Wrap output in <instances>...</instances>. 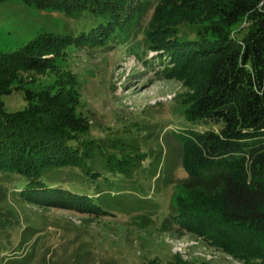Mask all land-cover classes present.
Segmentation results:
<instances>
[{"label": "trees", "instance_id": "1", "mask_svg": "<svg viewBox=\"0 0 264 264\" xmlns=\"http://www.w3.org/2000/svg\"><path fill=\"white\" fill-rule=\"evenodd\" d=\"M21 1L72 18L81 29L0 56V174L19 177V195L99 213L93 197L107 176L128 180L150 163L133 145L86 135L73 113L76 93L65 86L52 94L26 90L28 105L8 112L3 96L20 72L54 69L69 45L125 47L145 61L157 52L171 61L166 75L192 71L196 86L184 102L188 126L174 132L188 174L179 185L187 195L172 205L175 224L234 258L264 259V0ZM210 125L220 128L199 130ZM11 225L0 218V233Z\"/></svg>", "mask_w": 264, "mask_h": 264}, {"label": "rangeland", "instance_id": "2", "mask_svg": "<svg viewBox=\"0 0 264 264\" xmlns=\"http://www.w3.org/2000/svg\"><path fill=\"white\" fill-rule=\"evenodd\" d=\"M152 14L153 8L140 30ZM80 29L77 21L60 13L7 0L0 3V56L41 37ZM162 56L148 52L145 61L125 47L94 50L69 45L54 69L20 72L11 93L3 96L8 112L28 105L26 90L52 94L65 86L76 93L73 113L86 123V135L133 145L148 154L150 163L128 180L107 176L100 197H93L103 210L99 213L92 207L65 209L24 199L19 177L0 174V218L12 223L0 233L2 264H264L260 257L234 258L207 237L181 230L172 218L176 196L187 195L179 185L188 177L182 144L174 132L188 126L184 111L189 105L184 102L196 86L192 71L166 75L171 61ZM219 128L199 126L200 131ZM64 179L60 176L55 182L60 186Z\"/></svg>", "mask_w": 264, "mask_h": 264}]
</instances>
